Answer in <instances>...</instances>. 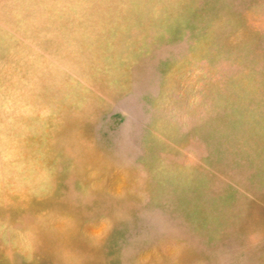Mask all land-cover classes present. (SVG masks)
<instances>
[{
    "label": "rangeland",
    "instance_id": "obj_1",
    "mask_svg": "<svg viewBox=\"0 0 264 264\" xmlns=\"http://www.w3.org/2000/svg\"><path fill=\"white\" fill-rule=\"evenodd\" d=\"M258 2L182 0L162 30L139 16L118 26L110 95L49 137L61 161L54 195L13 197L0 218L22 228L60 210L83 228L101 213L122 217L100 248L82 231L42 233L31 264H56L68 240L85 264H264V246L246 247L264 230V29L248 17ZM6 251L0 264H29Z\"/></svg>",
    "mask_w": 264,
    "mask_h": 264
},
{
    "label": "clouds",
    "instance_id": "obj_2",
    "mask_svg": "<svg viewBox=\"0 0 264 264\" xmlns=\"http://www.w3.org/2000/svg\"><path fill=\"white\" fill-rule=\"evenodd\" d=\"M182 0H0V209L20 202L50 199L61 161L49 137L69 116L88 119L110 95L113 67L124 51L116 32L126 17L151 20L166 28ZM264 29V0L248 13ZM65 141L64 146L73 144ZM79 153L81 146L75 144ZM97 173H93V176ZM87 196L77 206L91 203ZM122 213H101L83 223L67 211L49 210L22 228L0 218V251L31 264L41 234L83 232L89 247L100 248ZM264 246V230L250 231L246 247ZM56 264H85L68 240L55 250Z\"/></svg>",
    "mask_w": 264,
    "mask_h": 264
}]
</instances>
